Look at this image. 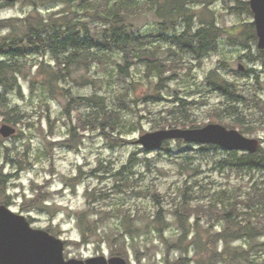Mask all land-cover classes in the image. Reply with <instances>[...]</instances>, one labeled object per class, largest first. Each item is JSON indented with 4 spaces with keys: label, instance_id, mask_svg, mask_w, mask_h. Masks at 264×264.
<instances>
[{
    "label": "rangeland",
    "instance_id": "obj_1",
    "mask_svg": "<svg viewBox=\"0 0 264 264\" xmlns=\"http://www.w3.org/2000/svg\"><path fill=\"white\" fill-rule=\"evenodd\" d=\"M81 1L17 0L0 8V22L34 15L37 9L46 18L75 13L81 15L75 20L88 23L91 31L103 28L91 22L87 15L90 8H81ZM163 1L136 0L132 7L138 10L129 17L132 30L148 38L143 47H157V54L163 58L171 56L161 77L157 70L147 75L144 63H136L129 74L120 75L118 64L122 63L123 52L95 47L94 57L90 55L86 62L68 68L54 93L46 87L44 78L45 70L49 73L50 69L46 65L38 68L40 61L54 65L49 53L28 57L20 78L21 93L0 86V126L12 124L7 121L11 110L12 119L17 121L12 124L17 128L13 136L0 134V169L12 175L0 190V203L25 215L33 227L63 239L66 259L119 255L128 264H203L195 248L187 254L166 244L181 233L174 211L186 182L194 193L190 221L199 219L198 229L192 233L200 232L203 237L208 232H222L226 223L220 212L236 196L245 199L257 183L264 186V171L245 172L220 164L227 157L223 148L202 155L199 144L184 140H170L168 151H150L136 143L146 132L213 122L260 139L264 150V116L241 104L246 124L231 126L235 119L224 113L219 119L218 109L226 101L208 81L214 71L216 78L258 89L264 105V68L258 60V39L250 40L247 34L231 39L222 33L210 45H201L202 41L193 36L210 23L224 31L254 23V13L240 9L237 0H183L190 11L163 22L155 9ZM107 2L112 5L115 0H90L96 6ZM186 15L191 18V28ZM11 31L0 26V39L9 37ZM179 36L189 43L182 44ZM239 63L245 66L244 71L238 69ZM94 94L104 98L108 109L120 113L116 129H103L88 120L92 109L81 99ZM71 97L78 101L70 105ZM178 99L193 102L184 115L174 111ZM16 152L21 156L16 159L22 163L21 168L12 163ZM157 193L167 215V221L158 226L155 219L161 205L154 199ZM240 209L245 211V206ZM82 212L90 226L86 238L79 220ZM252 214L253 225L264 232V209ZM231 246L244 250L248 259L232 264H264V233L256 238L243 237ZM223 249L221 240L218 252ZM181 258L183 263L178 262Z\"/></svg>",
    "mask_w": 264,
    "mask_h": 264
},
{
    "label": "trees",
    "instance_id": "obj_2",
    "mask_svg": "<svg viewBox=\"0 0 264 264\" xmlns=\"http://www.w3.org/2000/svg\"><path fill=\"white\" fill-rule=\"evenodd\" d=\"M134 1L136 0H115L112 5H109V2H107L100 3L96 6L90 3V0H82L81 8H84V10L87 7L90 8L87 15L90 17L91 22L104 26L99 30L91 31L88 23L80 19L75 20V18L81 15L71 12L56 17H54V15H50L47 18L42 17L36 9L39 8L37 3H34L36 7L34 15H28L22 19L2 20L0 26L2 28H10L12 31L9 37L1 38L0 86H3L8 91H17L21 93L22 87L20 78L23 73L22 68L27 66L28 57L31 55H46L49 53L54 60V65L40 61L38 68L44 69V65H46L50 69L49 73L45 70L46 75H44V78L46 80V87L51 93H54L57 84H59L61 80H64L68 68L71 65H77L83 61L86 62L90 55L94 57L95 53L92 51V48L95 47L103 51L119 49L123 52L122 63L118 64L120 75L129 74V69L132 68L134 64L144 63L146 65L147 75L153 74L154 71L157 70L160 71L158 75L161 77V70L169 66L171 56L167 55L163 58L161 55L157 54V47H143L148 38H145L143 34L138 35L132 30V22L129 18H132L134 13L138 10L132 7ZM11 4L12 3L8 2L0 3V8ZM30 4H32V1H30ZM237 4L240 6V9L247 10L250 13L252 12L249 1L237 0ZM186 5L187 4L184 3L183 0H164L163 3H160L155 9L162 21L165 22L177 14L189 12L190 9H188ZM186 18L188 27L191 28V18L189 15H186ZM210 24L208 27L199 29L193 34L194 37H198L200 41H202L201 45H210L222 33L229 34L228 36H230L231 39H239L241 35L246 37V34L250 40L256 41L258 39L255 23L237 25L228 29L229 31H224L220 27L215 26V24ZM188 36H190V33H188ZM178 38H181V41L183 40L182 36L177 37V39ZM187 42L189 43V40L185 42L182 41V44ZM186 46H189V44ZM190 48L196 51L193 46H190ZM259 55L258 60H260L264 68V49H259ZM171 62L176 65L174 61ZM30 67H32V65H30ZM246 72L249 73L251 70H247ZM216 77V75L214 76V71H212L208 77V81L210 86L218 91L226 101L225 105L218 109L217 116H219V119H221L223 116L222 113H224L235 119L234 123H230L229 125L234 126L238 124L240 126L246 124L247 119L244 115V110L240 108L241 104L245 107H253L256 115L264 116L263 100L258 93V89L256 90L251 87L243 88V86L237 82H229L225 79ZM81 100L82 104L86 103L91 107L92 110L87 116L89 121L90 119L93 121L94 126L100 125L103 129L106 127L116 129L119 125L121 120L120 113H115L113 110L108 109L104 102V98L94 94L89 97H84ZM74 101L78 100L72 98L70 105ZM177 101L179 103L176 108H174V111L175 113L180 112L183 115L188 111V108L191 107V104H193V102L187 99H178ZM12 111L14 110H11V112ZM11 112L7 116V121L16 125L17 121L12 119ZM181 124L186 125V123ZM172 125H178V123H172ZM191 125L192 127H196L193 125V122H191ZM178 141L180 142L181 140ZM169 145L170 141H165L160 149L168 151L170 150ZM219 149L222 148L215 145H200L198 150L199 153L203 155L204 153L208 154L213 150ZM224 152H226L227 157H224L220 161V164L224 167H233L245 172H247V170L249 172L264 171V150L262 147L255 153L235 150ZM18 158H21V156L19 152H16L14 159H12V163L15 167L18 165L21 168L22 163L20 160H16ZM11 176V174H4L3 169H0V190L5 189L8 182L11 180ZM263 183L264 182L261 184ZM184 187L182 198L174 211L181 233L177 240H173L171 244L166 242V244L175 249L184 250L187 254L191 249L195 248L203 264H219L223 261L226 264H232L238 260L248 261L246 252L244 250L237 251L233 249L231 243L243 237L256 238L264 233L261 231V227L259 228L252 223L254 215L252 212L261 208L264 209V186L257 183L252 188V191L247 194L245 199L236 196L233 202L220 212L222 219L226 223L225 228L219 234L208 232L206 237L201 236L200 232L197 234L192 233L198 229L199 219L193 223L190 221L193 215V207L190 206V200L194 196V193L188 190L187 182ZM159 197V193L154 196L157 205H161L155 219L156 226L164 224L167 221V215ZM242 205L245 206V211L240 209ZM193 210L195 212L197 211L195 209ZM87 219L85 212L79 215L84 238L87 237L90 230ZM162 230V228L159 229L161 234H163ZM221 240L224 242V249L218 252V244ZM227 252L228 255L226 256ZM248 253L250 254V251H247V254ZM178 262L183 263L184 259L181 258Z\"/></svg>",
    "mask_w": 264,
    "mask_h": 264
},
{
    "label": "water",
    "instance_id": "obj_3",
    "mask_svg": "<svg viewBox=\"0 0 264 264\" xmlns=\"http://www.w3.org/2000/svg\"><path fill=\"white\" fill-rule=\"evenodd\" d=\"M3 1L17 0H0ZM249 4L254 13L258 47L264 49V0H249ZM238 69L244 71L245 66L239 63ZM16 132L17 128L12 124L3 123L0 126V134L5 138ZM177 139L187 143L216 145L227 151L249 153H255L261 146L260 139L213 122L201 127H172L146 132L136 143L153 151L160 149L165 141ZM64 248L63 239L45 229L33 227L25 215L0 203V264H128L119 255L110 258L98 255L86 260L66 259Z\"/></svg>",
    "mask_w": 264,
    "mask_h": 264
}]
</instances>
